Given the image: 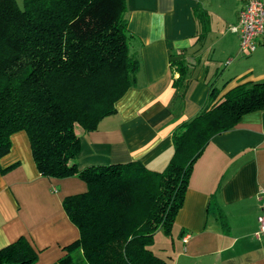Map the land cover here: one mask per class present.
Here are the masks:
<instances>
[{
    "label": "trees",
    "instance_id": "trees-1",
    "mask_svg": "<svg viewBox=\"0 0 264 264\" xmlns=\"http://www.w3.org/2000/svg\"><path fill=\"white\" fill-rule=\"evenodd\" d=\"M126 12V0H23L22 7L0 0V160L11 137L25 132L41 176L77 177L87 186L63 201L80 238L60 264H171L152 248L158 233L172 235L195 163L215 136L264 111V83H240L222 96L212 88L205 109L173 133L175 153L163 172L140 162L80 170L78 129L97 130L136 84L140 62L130 51ZM198 19L203 42L209 19L203 12ZM171 64L179 74L175 98L183 101L189 67L183 57ZM38 257L24 237L0 249V264Z\"/></svg>",
    "mask_w": 264,
    "mask_h": 264
},
{
    "label": "crops",
    "instance_id": "crops-1",
    "mask_svg": "<svg viewBox=\"0 0 264 264\" xmlns=\"http://www.w3.org/2000/svg\"><path fill=\"white\" fill-rule=\"evenodd\" d=\"M249 1L126 0L130 51L140 70L116 114L95 131L78 129V168L140 162L161 173L175 153L173 133L205 109L212 88L222 96L240 83H264L263 39L246 56L233 31ZM200 12L209 19L203 42ZM181 57L189 67L183 101L175 98L179 74L171 64ZM221 57L222 74L213 63ZM13 165L0 172V249L24 237L39 253L35 264H60L65 247L80 238L63 201L87 186L77 177L41 176L25 132L11 137V151L0 160L2 169ZM263 191L264 111H258L211 140L194 165L172 235L158 233L152 249L163 234L158 250L171 264H264V234L255 236Z\"/></svg>",
    "mask_w": 264,
    "mask_h": 264
},
{
    "label": "built area",
    "instance_id": "built-area-1",
    "mask_svg": "<svg viewBox=\"0 0 264 264\" xmlns=\"http://www.w3.org/2000/svg\"><path fill=\"white\" fill-rule=\"evenodd\" d=\"M233 31L239 34L240 50L244 55L254 53L258 41H264V1L250 0L239 12V20ZM264 196V191L262 192ZM259 228L255 236L259 238L264 234V204L262 215L258 218Z\"/></svg>",
    "mask_w": 264,
    "mask_h": 264
},
{
    "label": "rangeland",
    "instance_id": "rangeland-1",
    "mask_svg": "<svg viewBox=\"0 0 264 264\" xmlns=\"http://www.w3.org/2000/svg\"><path fill=\"white\" fill-rule=\"evenodd\" d=\"M16 1H17L18 5L20 7L23 6V0H16ZM211 54H212V58H213V53H211ZM213 63L215 65V67H217L219 69V71H220L221 74L224 73L227 70V68H225V66H224V64H225L224 58L221 57L220 59H215L213 61ZM157 239H158L157 240V248L154 249L155 252H159L158 249L161 248V246H162L161 241H162V239H165V238H164V235L163 234H160Z\"/></svg>",
    "mask_w": 264,
    "mask_h": 264
}]
</instances>
